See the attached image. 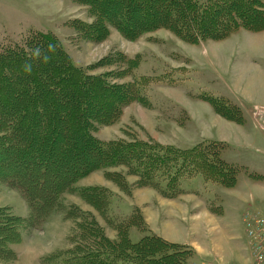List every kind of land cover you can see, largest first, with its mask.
<instances>
[{
    "label": "trees",
    "instance_id": "1",
    "mask_svg": "<svg viewBox=\"0 0 264 264\" xmlns=\"http://www.w3.org/2000/svg\"><path fill=\"white\" fill-rule=\"evenodd\" d=\"M74 1L88 5L94 18L91 22L75 18L70 26L93 41L107 38L110 26L131 40L166 28L188 42L226 38L240 28L264 29V0ZM109 59L106 56L104 60ZM126 68L130 66L123 70ZM89 70L74 63L51 30L28 27L18 36L7 33L0 40V178H6L30 208L29 214L21 217L0 207V264H14L16 252L11 243L30 226L27 223L37 227L45 222L57 204L61 205L67 188L94 171L103 170L123 191L131 174L136 185L153 186L167 197L181 193L180 175L196 158L197 164H191L197 166L196 174L214 175L224 185H232L237 176L236 165L222 157L224 141L203 139L180 148L129 131L124 138L98 137V124H112L134 100L146 102L142 99L145 84L141 85L136 75L134 84L113 83L109 74L117 77L121 73ZM194 94L210 102L220 115L238 123L244 119L240 105L227 96ZM146 98L145 105H151V98ZM176 151L181 152L182 164L174 157ZM51 183L58 185L47 192L39 189L49 188ZM79 194L92 200L117 236L107 235L92 212L76 207L79 215L72 217L74 231L67 238L73 240L72 246L46 254L45 263L189 264L192 247L151 231L136 205L127 208L129 214L117 217V213L106 211V215L105 210L114 206L112 189L90 185L82 187ZM130 225L137 227V236Z\"/></svg>",
    "mask_w": 264,
    "mask_h": 264
},
{
    "label": "rangeland",
    "instance_id": "2",
    "mask_svg": "<svg viewBox=\"0 0 264 264\" xmlns=\"http://www.w3.org/2000/svg\"><path fill=\"white\" fill-rule=\"evenodd\" d=\"M75 18L91 22L94 15L91 14L88 5L74 0H0V40L7 33L18 36L28 27L51 30L59 37L76 65L90 67L89 71L93 73H121L117 77L109 74L113 83L134 84L133 75L139 76L137 78L139 83L145 84L143 93L145 97L142 99L146 102L142 104L134 100L123 108L122 114L112 124H98L95 134L102 139L124 138L129 131L142 138L147 139L149 136L155 141L174 143L177 140V145L169 144L176 147H190L199 141L197 139L189 142V138L207 128L202 125L197 126V130L194 124L185 118V114L187 115L185 108L167 96L166 85L176 81V86L179 84L178 87L190 93L211 92L231 97L242 104L246 121L244 117L241 128L230 122L231 141L221 146V153L225 161L236 165L237 176L232 185H224L214 175H204L202 171L196 174L193 171L198 170L197 166H191L192 163L197 164L196 158L187 165L189 170L180 175L183 179L181 193L175 197H167L153 186L136 185L134 183L136 177L131 174L127 175L128 185H125L123 191L103 170L94 171L67 188L69 190L62 195L61 205L57 204L54 213L45 222L37 227L27 223L26 225L30 226L24 225L27 228H23L18 237H13H16L11 243L16 252L15 264H47L44 259L46 254L63 251L72 246L73 240L69 241L67 238L74 231L72 217L79 215L76 207L92 212L107 235L112 238L117 236L114 227L109 225L111 222H107L97 206L90 203L92 200L84 199L79 194L82 187L90 185H104L115 192L112 199L114 206H109V210H105L106 215V211L117 213V217H120L119 213L129 214L127 208L132 204L139 207L144 215L146 208L151 217L148 219L144 215V221L151 231L155 230L153 220L155 209L164 210L161 219L169 218V206H164V201L174 203L171 201L179 199L182 203L186 201L185 199L203 200V206L216 215L214 223L204 226V231L211 230L214 240H210L202 232L203 221L198 222L197 219L194 223L200 233L196 229L195 231L190 229L192 225L190 215L185 217L179 215L177 221L183 231L182 234L185 233L187 237H182L183 242H188L186 244L193 249L188 263L246 264L240 255L246 241L243 215L248 210H260L264 214V30L253 32L241 28L229 38L213 41L212 44L210 42L205 46L187 44L189 49L194 51L193 58L201 71L188 66L189 61L180 51V48L184 47L181 40L176 39L167 29L160 28L131 40L124 37L117 28L110 26L107 38L93 41L81 36L73 26H70ZM214 51L217 53L214 54ZM106 56H110L108 61L104 60ZM128 59L131 61H127ZM213 62H218L220 67L212 68ZM126 65L130 68L123 70ZM123 71L126 73L123 74ZM216 72H220L222 76H217ZM224 82L226 91L223 89ZM231 89L237 94H232ZM146 96L151 98H148L151 105H145L148 102ZM200 111L205 118H211L210 106L202 104ZM216 129V132L220 133L218 126ZM238 136L240 138H237ZM215 138L220 139L221 136L217 135ZM57 145L62 147L61 144ZM180 153L176 151L174 157L182 164ZM5 179L0 178V207L10 209L15 215L27 216L30 211L27 200L18 190L8 185ZM57 185L51 183L49 188L39 189L47 192ZM135 193L142 199L145 198L147 203L143 204L142 201L139 204L137 202L139 198H136ZM70 207L73 209H68ZM189 207L192 209V203ZM69 210L71 212L66 213ZM26 218L29 220L31 217ZM129 227L133 236L139 234L136 226ZM212 227L219 232L213 233ZM68 229L67 235L63 236V232ZM174 238L180 240L181 237ZM229 248H232L231 252L228 251ZM198 251L204 253V260L197 254ZM19 255L22 256L20 260Z\"/></svg>",
    "mask_w": 264,
    "mask_h": 264
},
{
    "label": "crops",
    "instance_id": "3",
    "mask_svg": "<svg viewBox=\"0 0 264 264\" xmlns=\"http://www.w3.org/2000/svg\"><path fill=\"white\" fill-rule=\"evenodd\" d=\"M162 29L166 30V28H162ZM263 30H260V31H263ZM168 31L173 33L174 36L176 37V39L181 40V42H182L181 45H183L184 47L180 48V51L186 57V59L189 61L190 64L188 63V66L192 67L194 70H201L200 68H198L196 66V62H195V60L193 58L195 56L194 51H191L187 44L205 46V44L207 42L208 43L210 42L212 44V43H214L213 41L225 40V39L229 38L230 35L233 34L234 32H236L237 30L232 32L226 38H222V39H218V40L207 39V40H201L199 42H188V41H185L182 38L178 37L171 30H168ZM253 32H259V31H253ZM210 40H212V41H210ZM174 42L176 43V41H174ZM181 45L179 44V47ZM203 51H205V50H203ZM213 53L216 54L217 52L214 51ZM218 67H220L219 63L218 62H213L212 68L218 69ZM216 73H217V76H222V74L220 72H216ZM211 74L214 75L213 72ZM176 83L177 82H175L173 84L166 85V86H168V91H167L168 94H167V96L170 97V98H173L177 103H179L183 108H185V110L187 112V116H188L189 122L193 123L194 126L197 128V130H198V127H202V125L205 128H207L206 130H204L201 133H198V132L194 133V137L191 136L188 141L189 142H193V141H195L197 139H198V141H201L203 139H213V140H220V141H224V142L231 141V140H229L230 137H231L229 130L232 128V125H231L230 122L235 123V125L239 126L240 128L243 126V124L242 123H238V122H236L234 120L228 119V118L224 117L223 115H220L219 113H217L215 111L214 107L212 106V104L210 102H208L207 100H204V99H202V98H200L198 96H195L194 93H190L188 90H183L182 87L181 88H180V86L178 87L179 84H177V86H176ZM225 84H226V82H224V84H223V89L224 90H225ZM230 92L232 94H237V92L235 90H233V89H231ZM229 98H231V97H229ZM234 102H236L237 104L240 105V107H241V109L243 111L244 117H245V121H246V115L244 113L245 110H244L242 104L237 102V101H234ZM202 104H206V105L210 106V108L212 109V112L210 113L211 114V118H205L203 113H201L200 107H201ZM217 126H218V131L220 133L216 132L217 131V129H216ZM183 129H184V127H183ZM178 130L182 131L181 129H178ZM179 135H181V134H179ZM217 135H220L221 138L220 139L215 138V137H217ZM237 138H240V137L238 136ZM176 139H177V135H176ZM158 141L160 143H162V144H175V145L178 144L177 140L174 143L173 142L172 143L171 142H163L161 140H158ZM135 196H136V198L137 197L139 198V201H137L139 204H141L142 201H143V204L147 203V201L144 200L145 198L142 199L138 195V193H135ZM185 200H186L185 201L186 203L184 201H182V203H181L179 201V199L177 201L176 200L171 201V202H174V203H168L170 201H167V202L164 201L165 203L163 205L164 206H169L168 207V209L170 210L169 218L161 219L162 215L164 214V210L155 209V213L153 215V217H154L153 220L155 222L154 223L155 224V226H154L155 230H153V231L156 232L157 234L161 235L163 238H165V239H167L169 241L188 243V242H183L182 237L183 236L186 237V234L185 233L182 234L183 231L179 227V222L177 223V221H179V218H178L179 215L182 216V217L190 215L191 222H192V225H191L190 229L194 230V231L196 229V231L198 233H200L201 231L199 230L198 227H196V225L194 223H195V221L197 219L199 220L198 222H202L203 221V223H202V232H204L206 234V236L210 240L211 239L214 240V236L211 235V230L207 229L206 231H204V226H207L209 224L214 223L215 219H216L215 218L216 215H214L207 207L203 206V204H204L203 200H200V199H189L188 201H187V199H185ZM191 203H192V209L189 207ZM171 204H174V205H171ZM185 204H186V206H184ZM160 205H162V204H160ZM176 206H179V207H176ZM199 207H201V208H199ZM195 208H197L198 210L194 211L193 209H195ZM144 215L147 216L148 219H149V217H151L150 214H149V211L148 212L146 211V208H144ZM175 216H177V217H175ZM178 228L180 229V233H179V229ZM69 229L67 231L63 232V236L67 235ZM173 231H174V233H173ZM212 232L213 233H217L219 231H217L215 229V227H212ZM174 237H181V238H179L180 240H177L178 238H174ZM194 243L196 244L195 241H194ZM233 248L236 249V247H233ZM231 249L232 248H229L228 251L231 252ZM246 249H247L246 241H244V246H243V249H242L243 252L241 251L240 255H241V258L244 261V263L247 264L248 263V250H246ZM197 254L204 260L205 255H204L203 252H199L198 251ZM20 258H22L21 255H19V260H20ZM14 264H15V262H14Z\"/></svg>",
    "mask_w": 264,
    "mask_h": 264
},
{
    "label": "built area",
    "instance_id": "4",
    "mask_svg": "<svg viewBox=\"0 0 264 264\" xmlns=\"http://www.w3.org/2000/svg\"><path fill=\"white\" fill-rule=\"evenodd\" d=\"M250 264H264V214L248 210L243 215Z\"/></svg>",
    "mask_w": 264,
    "mask_h": 264
}]
</instances>
